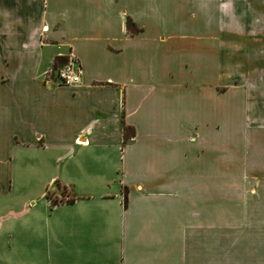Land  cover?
<instances>
[{
	"label": "crops",
	"instance_id": "obj_1",
	"mask_svg": "<svg viewBox=\"0 0 264 264\" xmlns=\"http://www.w3.org/2000/svg\"><path fill=\"white\" fill-rule=\"evenodd\" d=\"M251 13L264 0H0V264H264ZM70 55L81 83H47Z\"/></svg>",
	"mask_w": 264,
	"mask_h": 264
},
{
	"label": "built area",
	"instance_id": "obj_2",
	"mask_svg": "<svg viewBox=\"0 0 264 264\" xmlns=\"http://www.w3.org/2000/svg\"><path fill=\"white\" fill-rule=\"evenodd\" d=\"M45 32L46 27H41L40 34ZM83 74V68L78 60L70 55L62 65L53 62L51 68L46 71V81L56 86H78L81 83Z\"/></svg>",
	"mask_w": 264,
	"mask_h": 264
},
{
	"label": "rangeland",
	"instance_id": "obj_3",
	"mask_svg": "<svg viewBox=\"0 0 264 264\" xmlns=\"http://www.w3.org/2000/svg\"><path fill=\"white\" fill-rule=\"evenodd\" d=\"M239 19V18H238ZM246 18H244L245 20ZM248 20H263L264 19V15L263 14H255V13H251L249 14V17L247 18ZM220 20H224V16L223 14L219 13V21ZM262 22V21H261ZM245 32H247L248 34H252V36H261L264 37V28H250V29H244ZM220 32V31H219ZM45 34V33H43ZM40 34V35H43ZM263 48V47H262ZM262 51V49L260 50V52ZM262 53V52H261ZM257 60L256 59H252V61H250L251 64H254ZM57 188L59 190V194L58 196H54L53 194H49V198H51V200L55 201V202H66L67 200L71 199V193L69 192L68 189L61 187L59 184H57Z\"/></svg>",
	"mask_w": 264,
	"mask_h": 264
},
{
	"label": "trees",
	"instance_id": "obj_4",
	"mask_svg": "<svg viewBox=\"0 0 264 264\" xmlns=\"http://www.w3.org/2000/svg\"><path fill=\"white\" fill-rule=\"evenodd\" d=\"M127 30L129 31L130 34H134L136 32L135 28H133V26L130 23L127 25ZM54 61L57 62L59 65H62L66 62V59L61 58V57H56ZM133 136H134V133H133V130L131 128H125L124 129V139L125 140H128V139L132 138ZM47 198H49V197H47ZM49 200L51 201L52 206H56V205L62 204V203H66V204L73 203L72 199L67 200L66 202H62V201L61 202H55V201L51 200V198H49Z\"/></svg>",
	"mask_w": 264,
	"mask_h": 264
}]
</instances>
